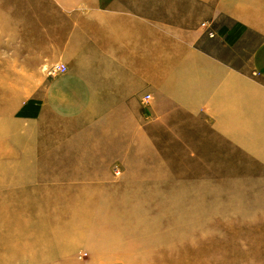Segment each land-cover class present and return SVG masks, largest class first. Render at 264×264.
I'll return each instance as SVG.
<instances>
[{
    "label": "crops",
    "instance_id": "1",
    "mask_svg": "<svg viewBox=\"0 0 264 264\" xmlns=\"http://www.w3.org/2000/svg\"><path fill=\"white\" fill-rule=\"evenodd\" d=\"M248 10L246 0H0L3 74L29 76L15 88L29 93L10 110L7 125L50 126L101 102L104 131L113 139L0 150V176L9 173L8 181L0 180L1 202L27 204L30 230L38 232L75 189L85 199H102L104 218L116 191L102 164L148 155L161 171L162 145L200 143L207 150L223 141V148L237 151L228 155L243 150L263 163L264 40L254 47L249 68L203 46L216 40L234 49L250 28L241 15ZM203 21L213 25V36ZM55 62L66 69L51 73ZM18 133L5 132L8 139L37 136ZM90 181L94 189L84 186ZM37 260L71 259L61 254Z\"/></svg>",
    "mask_w": 264,
    "mask_h": 264
},
{
    "label": "rangeland",
    "instance_id": "2",
    "mask_svg": "<svg viewBox=\"0 0 264 264\" xmlns=\"http://www.w3.org/2000/svg\"><path fill=\"white\" fill-rule=\"evenodd\" d=\"M246 3L250 10L241 15L247 16L250 28L234 49L216 40H206L203 46L249 68L254 47L264 40V0ZM2 68L0 59L1 151L27 143L39 147L111 139L104 131L101 102L50 126L42 121L7 125L10 110L29 93L15 88L29 76L3 74L7 70ZM8 130L18 134L32 130L37 136L24 140L12 134L8 139ZM225 144L209 143L207 150L203 147L208 144L200 143L162 145L161 171L148 155L132 156L125 164L104 163L107 175L114 177L107 183L116 191L108 198L111 209L106 216L100 214L102 199H85L75 189L47 215L38 232L30 230L28 205L2 203L5 194L0 191V264H34L61 254L71 260L60 264H264V162L243 150L228 155L237 151L223 148ZM8 175L4 172L0 180L8 181ZM94 185L90 181L84 186L94 189ZM104 243L109 244L105 250L95 248Z\"/></svg>",
    "mask_w": 264,
    "mask_h": 264
},
{
    "label": "built area",
    "instance_id": "3",
    "mask_svg": "<svg viewBox=\"0 0 264 264\" xmlns=\"http://www.w3.org/2000/svg\"><path fill=\"white\" fill-rule=\"evenodd\" d=\"M202 25L206 26V32L208 35L213 36L214 35V29L212 28V26L210 24H208L207 22L203 21ZM66 69V65L63 62H55L51 68H50V72L54 73V71H64ZM149 97V94L146 93L145 94V99ZM80 257L84 256V253H80L79 254Z\"/></svg>",
    "mask_w": 264,
    "mask_h": 264
}]
</instances>
